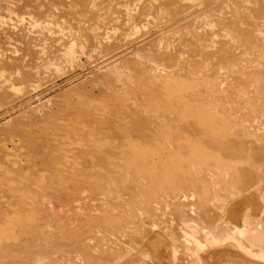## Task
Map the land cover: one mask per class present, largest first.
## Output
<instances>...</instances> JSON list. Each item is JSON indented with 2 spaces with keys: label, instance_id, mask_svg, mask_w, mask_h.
<instances>
[{
  "label": "rangeland",
  "instance_id": "374dc122",
  "mask_svg": "<svg viewBox=\"0 0 264 264\" xmlns=\"http://www.w3.org/2000/svg\"><path fill=\"white\" fill-rule=\"evenodd\" d=\"M0 264H264V0H0Z\"/></svg>",
  "mask_w": 264,
  "mask_h": 264
}]
</instances>
